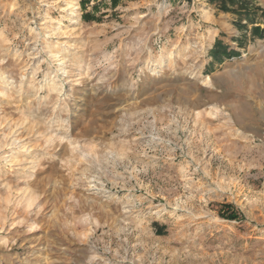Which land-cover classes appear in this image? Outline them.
Listing matches in <instances>:
<instances>
[{"label":"rangeland","instance_id":"rangeland-1","mask_svg":"<svg viewBox=\"0 0 264 264\" xmlns=\"http://www.w3.org/2000/svg\"><path fill=\"white\" fill-rule=\"evenodd\" d=\"M247 1L0 0V264H264Z\"/></svg>","mask_w":264,"mask_h":264},{"label":"trees","instance_id":"trees-1","mask_svg":"<svg viewBox=\"0 0 264 264\" xmlns=\"http://www.w3.org/2000/svg\"><path fill=\"white\" fill-rule=\"evenodd\" d=\"M113 4H116L118 0H111ZM210 2H215L219 4V8H221L224 11H230L233 12L234 14L239 15L240 17H247V19L252 20L251 17L253 16V10L254 6L249 5V2L247 0H209ZM237 24H239V21H237ZM255 31H264V27H255ZM224 49V48H223ZM214 52V51H211ZM214 57V56H213ZM216 58H218L217 55H215ZM230 207V205H229ZM229 209V208H228ZM224 212V211H223ZM230 213V212H229ZM227 213L226 216H232L234 218L233 213Z\"/></svg>","mask_w":264,"mask_h":264}]
</instances>
